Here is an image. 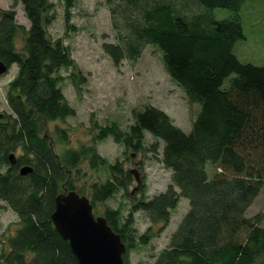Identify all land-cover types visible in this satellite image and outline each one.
<instances>
[{
    "label": "trees",
    "instance_id": "1",
    "mask_svg": "<svg viewBox=\"0 0 264 264\" xmlns=\"http://www.w3.org/2000/svg\"><path fill=\"white\" fill-rule=\"evenodd\" d=\"M128 1L139 13L130 42L128 46L107 42L105 50L118 63L128 54L139 56L146 43L158 46L167 70L200 109L190 132L154 105L134 111L127 130L117 122L95 124L94 142L112 136L124 146V154L158 152V141L150 147L145 144L150 133L163 142L160 160L172 170L167 189L135 200L125 217L119 208L105 207L103 216L127 245L124 262L138 243L147 244L156 232L150 225L138 235L135 212H146L152 224L160 223L161 232L183 196L190 208L152 264H264L260 215H246L264 185V65L244 63L234 51L237 41L246 38L240 12L247 0H189L197 5L192 12L178 10L166 0ZM17 2L23 5L29 28L18 23L13 8L0 9V60L9 68L18 65L7 94L13 114L0 119V199L18 214L20 226L9 237V248H0V264H78L51 220L58 194L65 190L84 194L69 179L70 171L84 159L94 168H107V180L90 185L94 210L99 202L128 188L132 171L124 169L121 159L110 162L101 156L95 144L54 149L43 121L76 114L61 87V70L69 69L68 77L77 86L86 77L63 38L48 33L56 18L53 1ZM64 3L65 29L71 31L76 0ZM218 7L230 9L232 15L217 19ZM19 33L25 34L24 51L16 45ZM57 132L65 130L57 127ZM208 163L223 171L210 176ZM26 164L34 169L24 175L19 169ZM138 188L144 190V184Z\"/></svg>",
    "mask_w": 264,
    "mask_h": 264
},
{
    "label": "rangeland",
    "instance_id": "2",
    "mask_svg": "<svg viewBox=\"0 0 264 264\" xmlns=\"http://www.w3.org/2000/svg\"><path fill=\"white\" fill-rule=\"evenodd\" d=\"M52 1L55 4L56 18L48 26V33L54 39L63 38L86 80L79 86L74 85L68 77L70 70H61L64 76L61 87L69 103L75 107L76 114L65 120L43 121L44 131L53 140L56 151L95 144L100 155L110 162L121 159L124 169H136V172H132L133 181L126 190L120 189L107 201L99 202L94 210L96 215H103L106 206L119 208L125 217L135 200L142 197L151 198L165 191L171 182L172 170L165 167L160 160L164 144L147 132L146 146L150 147L158 141V152L135 153L128 150L127 154H124V146L112 136L94 142L98 131L95 124L107 125L117 122L122 129L127 130L134 120V111L154 105L166 111L176 125L190 132L200 105L192 101L186 90L173 79L158 46L146 43L139 56L128 54L118 63L105 50L103 45L107 42L128 46L131 28L139 18L135 4L128 0H76L71 8V23L74 29L66 31L64 0ZM166 1L171 2L178 10H197L193 1ZM11 8L16 12L18 23L29 28L30 21L21 2L0 0V9ZM240 13L246 38L237 41L234 51L244 63L264 65V0H247ZM214 15L217 19H224L230 17L232 11L218 7L214 9ZM24 44L25 34L19 33L16 37L17 48L24 51ZM17 72L18 65L14 63L7 72L0 74V119L4 114H13L7 94L9 83ZM231 78L225 82L226 85L230 83ZM57 127L64 129L65 133H58ZM21 152L19 150L18 153ZM207 170L210 176L223 171L211 163H208ZM136 174L141 178L140 185L144 184L145 188L142 190L139 187L132 194L131 191L137 185ZM108 177L109 172L105 166L94 168L88 159H84L76 169L70 171L69 179L73 180L77 189L89 197L90 185L95 181L105 182ZM189 208V199L181 196L177 206L171 211L169 223L161 232H157L160 223L152 224L146 212L136 211V233L142 234L150 225H153L157 233L155 232L147 244L138 243L137 247L129 252L125 264H152L160 251L169 245L173 232ZM257 214L260 215V224L264 226V185L246 209V215L249 217ZM19 226L18 214L7 202L0 199V248H9V237Z\"/></svg>",
    "mask_w": 264,
    "mask_h": 264
},
{
    "label": "water",
    "instance_id": "3",
    "mask_svg": "<svg viewBox=\"0 0 264 264\" xmlns=\"http://www.w3.org/2000/svg\"><path fill=\"white\" fill-rule=\"evenodd\" d=\"M9 70L8 65L0 60V74ZM15 163L14 153L9 155ZM33 166L20 167L21 174L33 171ZM136 172V169H131ZM137 185L141 178L136 174ZM90 198L77 190H65L55 197V208L51 220L61 236L69 242L78 260V264H125L124 254L127 245L103 215H96Z\"/></svg>",
    "mask_w": 264,
    "mask_h": 264
},
{
    "label": "bare ground",
    "instance_id": "4",
    "mask_svg": "<svg viewBox=\"0 0 264 264\" xmlns=\"http://www.w3.org/2000/svg\"><path fill=\"white\" fill-rule=\"evenodd\" d=\"M94 210V209H93ZM94 213H95V211H94Z\"/></svg>",
    "mask_w": 264,
    "mask_h": 264
}]
</instances>
